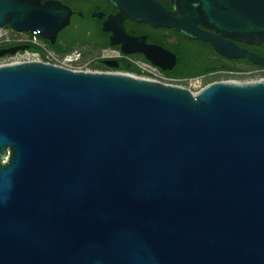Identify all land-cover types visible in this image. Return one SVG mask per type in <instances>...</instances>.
<instances>
[{"label":"water","instance_id":"95a60500","mask_svg":"<svg viewBox=\"0 0 264 264\" xmlns=\"http://www.w3.org/2000/svg\"><path fill=\"white\" fill-rule=\"evenodd\" d=\"M108 1L120 49L161 69L175 54L126 33L124 18L264 67L238 44H264V0ZM69 16L60 0H0V26L51 42ZM0 264H264V78L192 91L128 71L0 64Z\"/></svg>","mask_w":264,"mask_h":264},{"label":"flooded vegetation","instance_id":"af4514ba","mask_svg":"<svg viewBox=\"0 0 264 264\" xmlns=\"http://www.w3.org/2000/svg\"><path fill=\"white\" fill-rule=\"evenodd\" d=\"M60 1L70 9L69 22L56 33L53 42H51L49 39L44 38L49 48L54 50V46H56L58 43L69 46L71 42L75 41V43L77 44L82 43L84 47H86L87 45L88 47H91L93 53H98L104 48H113L115 50L123 52L120 49V37H111V30L104 28V20L109 15L116 12V8L108 0ZM161 2H163L165 5L169 4V0H162ZM113 23L114 22H111L110 26H113ZM123 26L126 33L131 36H144L145 41L148 43L156 45L159 44L167 48L165 43L173 44L176 42L175 33L170 31L166 27L151 26L145 22L136 21L129 18L123 19ZM9 46L12 45H4L1 48H6ZM126 54L146 59L144 55L138 51ZM115 59L117 63L116 66H110L102 62L103 59H99L102 62V69H115L119 67L120 62L118 58ZM161 70L164 71L165 69Z\"/></svg>","mask_w":264,"mask_h":264},{"label":"trees","instance_id":"16d2710c","mask_svg":"<svg viewBox=\"0 0 264 264\" xmlns=\"http://www.w3.org/2000/svg\"><path fill=\"white\" fill-rule=\"evenodd\" d=\"M162 1V0H160ZM169 7V4H166ZM176 35V42L167 44V48L171 50L176 56V62L170 69H165L163 73L172 78H189L202 74H209L213 72H224L227 70H241L246 66H258L259 64L252 63L245 57L227 58L217 53L207 41L196 38H187L180 32L168 28ZM238 44L253 50L261 55H264V44H249L238 42ZM29 49H35L36 46L28 44ZM79 45V46H78ZM78 46L83 53H92V48L84 47L82 43L71 42L69 46L58 43L54 46V50L63 53L71 48ZM145 57V56H144ZM120 66L115 68L122 71H129L139 73V70L125 58H118ZM101 60L95 61V66L102 69Z\"/></svg>","mask_w":264,"mask_h":264},{"label":"built area","instance_id":"2783aa9c","mask_svg":"<svg viewBox=\"0 0 264 264\" xmlns=\"http://www.w3.org/2000/svg\"><path fill=\"white\" fill-rule=\"evenodd\" d=\"M23 43L33 44L34 46H36V48L35 49L24 48V49L16 50L14 53H6L0 56V64L13 63V62L30 60V59H41L44 61L60 64L74 69H82V67L84 66V58H83L84 53L82 49L78 46H75L63 53H57L51 48H49L44 38H42L36 32L33 33V32H25V31H17L8 25L0 26V48L4 45H15V44H23ZM112 58H125L139 70L140 76L143 77L156 79L163 82L164 80L187 81L191 79V77L189 78L168 77L163 73V71L158 66L151 63L149 60L130 56L124 52L115 50L113 48L102 49L100 52L96 53L92 57V60L96 61L99 59H112ZM224 72L230 74H237L244 71L227 70Z\"/></svg>","mask_w":264,"mask_h":264},{"label":"rangeland","instance_id":"374dc122","mask_svg":"<svg viewBox=\"0 0 264 264\" xmlns=\"http://www.w3.org/2000/svg\"><path fill=\"white\" fill-rule=\"evenodd\" d=\"M96 53H84V66L82 69H89V70H109V71H117L118 69H98L95 66V61L92 60V57ZM241 70L244 72L237 73V74H230L226 72H213L209 74H202L198 76L191 77L190 80H168L164 82L177 84L181 86H185L192 91H197L200 87L206 85L207 83L214 81V80H235V81H246L251 79H258L264 77V68L258 66H246L243 67ZM122 71V70H120ZM129 72V71H128ZM136 75H140V73L131 72Z\"/></svg>","mask_w":264,"mask_h":264}]
</instances>
